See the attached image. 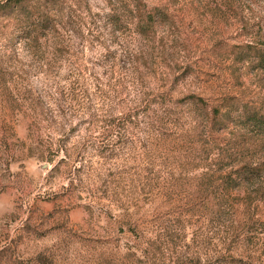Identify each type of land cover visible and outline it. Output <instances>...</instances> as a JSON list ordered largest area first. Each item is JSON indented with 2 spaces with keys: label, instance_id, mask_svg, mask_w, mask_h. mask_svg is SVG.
I'll list each match as a JSON object with an SVG mask.
<instances>
[{
  "label": "rangeland",
  "instance_id": "374dc122",
  "mask_svg": "<svg viewBox=\"0 0 264 264\" xmlns=\"http://www.w3.org/2000/svg\"><path fill=\"white\" fill-rule=\"evenodd\" d=\"M59 3L38 42L0 16V264H264V174L234 181L235 149L264 159V0Z\"/></svg>",
  "mask_w": 264,
  "mask_h": 264
},
{
  "label": "trees",
  "instance_id": "16d2710c",
  "mask_svg": "<svg viewBox=\"0 0 264 264\" xmlns=\"http://www.w3.org/2000/svg\"><path fill=\"white\" fill-rule=\"evenodd\" d=\"M38 0H3L0 1V16L3 13L9 12V16L11 14H15L20 19L21 28L18 31L20 38L26 40V42H38L39 39L44 36L46 32L52 31V29L58 27L60 24V20L65 17L64 10L62 5L59 3V0H48L45 1L43 7L39 5ZM134 12V19L131 21V25L134 27V31L143 37L148 38L156 23L155 13L153 11H144L140 10L139 7H134L132 9ZM113 15H108V23L113 25L115 32L122 31L121 27L124 25L126 21L123 19V15L121 17H114ZM125 60L129 65L132 66V70L129 72L130 80L133 84V80L136 81L137 67L139 65L138 56L133 55H125ZM189 104L193 106L194 109L197 110L198 113L203 114V118L205 119V123L209 126L214 127L218 131H223L227 129V121L230 120V111L228 109L227 99L222 100L221 104H216L214 106H209L201 97L190 95L189 96ZM142 113H146L147 111H141ZM250 117V116H249ZM130 118H136V114H130ZM249 120L253 121L256 127L258 128L257 135L253 137L263 138L264 136V122L261 121V118L257 115H251ZM132 123L131 121H129ZM123 127L120 130L125 133L126 124L123 123ZM132 128H134V123H132ZM149 125V123H146ZM146 125V126H147ZM254 125V126H255ZM137 126V125H136ZM119 133V132H118ZM250 137V138H253ZM255 138V139H256ZM234 158L236 157V161L238 159H245L247 156L250 157L249 160L245 159V164L239 167L234 174V181L242 183H254L259 180L264 174V159L253 161L251 158V153L247 151H243L241 148L235 149ZM247 160V161H246ZM231 264H250L248 262L242 261L240 259H232Z\"/></svg>",
  "mask_w": 264,
  "mask_h": 264
}]
</instances>
